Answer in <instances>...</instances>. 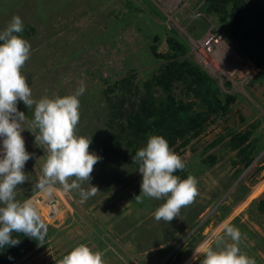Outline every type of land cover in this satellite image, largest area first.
<instances>
[{
	"label": "rangeland",
	"instance_id": "1",
	"mask_svg": "<svg viewBox=\"0 0 264 264\" xmlns=\"http://www.w3.org/2000/svg\"><path fill=\"white\" fill-rule=\"evenodd\" d=\"M204 1L0 0V32L14 16L23 21L24 31L16 35L30 44L21 74L32 98H63L83 85L75 135L90 140L89 151L100 157L90 179L98 188L96 195L81 203L80 189L71 190L55 220L42 218L48 227L43 245L37 244L13 264H59L81 244L101 252L104 264H164L177 255L182 256L180 264H201L207 248L219 251L233 243L225 234L226 226L239 229L240 252L255 264H264V214L259 209L264 199L263 70L228 36L237 53L233 66L239 64L233 67V76L197 59L191 39L201 37L212 24L224 27L215 16L202 12ZM169 29L188 41V55L235 100L228 103L227 111L214 114L201 132L178 140L170 149L185 164L173 175L181 181L194 177L198 195L178 217L165 222L157 221L154 212L167 197L135 199L141 194L143 177L132 159L112 149L102 91L108 82L127 75L139 82L156 74L163 61L152 47L158 53L169 50ZM185 89L176 84L174 93L183 96ZM17 109L26 115L23 127L31 130L22 132L25 149L32 154L23 168L26 181L14 190L15 200L23 202L38 192L33 184L43 175L47 155L35 143L33 132L39 130L32 126L34 106L29 109L17 101ZM246 133L251 134L245 146L256 139L259 149L248 167L240 149L231 148L235 137ZM78 183L85 191L91 187L87 181Z\"/></svg>",
	"mask_w": 264,
	"mask_h": 264
},
{
	"label": "clouds",
	"instance_id": "2",
	"mask_svg": "<svg viewBox=\"0 0 264 264\" xmlns=\"http://www.w3.org/2000/svg\"><path fill=\"white\" fill-rule=\"evenodd\" d=\"M23 31L21 17L14 16L8 27L0 32V137L4 138L0 149L3 153L0 157V249L20 243L19 239L13 238V233H22L36 240L38 246L43 245L48 231L38 208L30 199L23 202L15 200L14 190L26 181L23 168L32 155L26 151L21 135L24 129L30 128L23 127L26 115L18 111L17 101H22L29 109L34 106L32 126L39 132H32L36 145L43 147L47 155L43 175L33 184V189L48 196L56 191L57 183L65 193L80 189L81 203L94 197L98 191L90 184V179L100 157L89 151L90 140L75 135L79 122L78 97L83 94L84 86L81 85L73 95L35 101L29 83L21 74L30 54V44L16 35ZM133 162H139L138 170L143 177L141 194L135 199L143 202L142 197H167L166 202L154 212L157 221H171L178 217L182 207L194 202L198 195L197 181L192 176L181 181L173 175L176 170H183L185 164L170 150L164 137L150 136L146 147L133 156ZM72 177L75 179L69 183ZM78 181H87L91 187L85 191ZM225 234L233 243L226 244L219 251L207 248L201 264H255L240 252L239 229L226 226ZM102 255L81 244L65 255L59 264H104Z\"/></svg>",
	"mask_w": 264,
	"mask_h": 264
},
{
	"label": "trees",
	"instance_id": "3",
	"mask_svg": "<svg viewBox=\"0 0 264 264\" xmlns=\"http://www.w3.org/2000/svg\"><path fill=\"white\" fill-rule=\"evenodd\" d=\"M201 10L215 16L237 49L254 60L263 70L260 76L264 75V0H205ZM167 43V52L158 53L156 46L152 47L163 61L156 74L139 82L127 75L108 82L102 91L112 149L125 159H132L135 167H139V162H133V156L146 147L150 136L164 137L171 149L178 140L201 132L214 114L224 113L228 103L235 100L234 95L224 94L216 79L188 55L189 43L176 30L167 31ZM176 84L186 87L183 96L174 93ZM250 134L237 135L231 145L232 149H240L245 167L259 151L256 139L245 146ZM259 209L264 214V199L260 200ZM13 238L20 243L0 249V264H13L38 244L22 233H13ZM181 261L182 256L177 255L175 261L169 259L164 264Z\"/></svg>",
	"mask_w": 264,
	"mask_h": 264
},
{
	"label": "built area",
	"instance_id": "4",
	"mask_svg": "<svg viewBox=\"0 0 264 264\" xmlns=\"http://www.w3.org/2000/svg\"><path fill=\"white\" fill-rule=\"evenodd\" d=\"M190 45L197 59L205 66L216 68L217 72L221 71L229 78L235 74L236 70L233 67H237L239 64L233 66L232 61L237 59V53H235L233 45L229 42L224 29L212 24L201 37L192 38ZM22 132L21 135L23 134L24 139V133ZM3 139V137H0V149L3 148ZM2 155L3 153L0 152V157ZM55 189L56 191L51 196L38 191L29 198L38 208L41 218L46 221L55 220L61 211L62 205H66L65 202L69 200V192L65 193L57 184Z\"/></svg>",
	"mask_w": 264,
	"mask_h": 264
}]
</instances>
